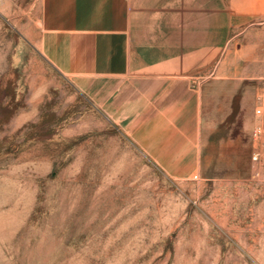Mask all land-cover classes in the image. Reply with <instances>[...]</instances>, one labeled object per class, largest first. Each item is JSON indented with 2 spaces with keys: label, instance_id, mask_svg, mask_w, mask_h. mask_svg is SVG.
I'll return each mask as SVG.
<instances>
[{
  "label": "rangeland",
  "instance_id": "374dc122",
  "mask_svg": "<svg viewBox=\"0 0 264 264\" xmlns=\"http://www.w3.org/2000/svg\"><path fill=\"white\" fill-rule=\"evenodd\" d=\"M21 4L0 0V264H264V19L216 63L247 110L216 120L210 164L177 180L40 56Z\"/></svg>",
  "mask_w": 264,
  "mask_h": 264
},
{
  "label": "crops",
  "instance_id": "0c3cea01",
  "mask_svg": "<svg viewBox=\"0 0 264 264\" xmlns=\"http://www.w3.org/2000/svg\"><path fill=\"white\" fill-rule=\"evenodd\" d=\"M21 1L40 56L169 177L202 174L216 120L249 106L216 63L228 33L264 19V0Z\"/></svg>",
  "mask_w": 264,
  "mask_h": 264
},
{
  "label": "built area",
  "instance_id": "2783aa9c",
  "mask_svg": "<svg viewBox=\"0 0 264 264\" xmlns=\"http://www.w3.org/2000/svg\"><path fill=\"white\" fill-rule=\"evenodd\" d=\"M257 113L260 114L261 111L258 110ZM253 137L255 138V140H264V133H263L262 129L259 127L255 128L253 131ZM261 157H262V153L256 152V153H254L252 159L254 162H258V161L262 160ZM261 168L264 171V159L261 161Z\"/></svg>",
  "mask_w": 264,
  "mask_h": 264
},
{
  "label": "bare ground",
  "instance_id": "6f19581e",
  "mask_svg": "<svg viewBox=\"0 0 264 264\" xmlns=\"http://www.w3.org/2000/svg\"><path fill=\"white\" fill-rule=\"evenodd\" d=\"M28 179V178H27ZM27 181V180H26ZM22 182V181H21ZM3 183V182H2ZM27 183V182H26ZM30 184V183H29ZM63 184V183H62ZM1 185V184H0ZM4 185V184H3ZM17 185V184H16ZM23 185V184H22ZM31 185V184H30ZM30 185H29V187H30ZM65 185V184H64ZM69 186V185H68ZM107 186V185H106ZM105 186V187H106ZM10 188V187H9ZM69 188V187H68ZM12 189V188H11ZM60 189V188H59ZM64 189V188H63ZM67 189V188H66ZM65 190V189H64ZM69 190V189H68ZM20 191V190H19ZM30 192V191H29ZM27 193H28V191H27ZM60 193V192H59ZM58 193V194H59ZM33 194V193H32ZM55 194V193H54ZM57 194V193H56ZM66 194V193H65ZM18 196H19V194H18ZM28 197V196H27ZM25 198V197H24ZM17 199V198H16ZM25 199H27V198H25ZM63 200V199H62ZM63 202V201H62ZM65 202V201H64ZM12 203V202H11ZM18 203V202H17ZM28 203V202H27ZM22 204V203H21ZM17 207V206H16ZM23 208V207H22ZM62 208H63V206H62ZM65 208V207H64ZM23 209H25V208H23ZM10 211H12V210H10ZM58 211V210H57ZM66 212V211H65ZM23 213V212H22ZM25 213V212H24ZM29 215V214H28ZM27 216V215H26ZM25 217V216H24ZM59 217V216H58ZM57 217V218H58ZM23 218V217H22ZM53 218V217H52ZM72 218V217H71ZM100 218V217H99ZM20 219V218H19ZM21 220V219H20ZM46 220V219H45ZM49 220V219H48ZM68 220V219H67ZM43 222V221H42ZM55 222V221H54ZM22 223V222H21ZM52 223V222H51ZM104 223H106V222H104ZM50 224V223H49ZM58 224V223H57ZM19 225V224H18ZM61 225H62V223H61ZM110 225V224H109ZM108 225V226H109ZM16 226V225H15ZM14 226V227H15ZM20 226V225H19ZM40 226V225H39ZM28 227H29V225H28ZM36 227V226H35ZM52 227V226H51ZM60 227V226H59ZM18 228V227H17ZM41 228V227H40ZM100 228V227H99ZM13 229H15V228H13ZM13 229L10 231V232H12L13 231ZM52 229V228H51ZM95 229V228H94ZM97 229V228H96ZM36 230V229H35ZM60 230H61V228H60ZM59 230V231H60ZM98 230V229H97ZM105 230V229H104ZM8 231V230H7ZM45 231V230H44ZM32 232V231H31ZM34 232V231H33ZM43 232V231H42ZM56 232V231H55ZM37 233V232H36ZM44 233V232H43ZM47 233V232H46ZM93 233V232H92ZM47 234H49V233H47ZM100 234H101V232H100ZM15 235V234H14ZM17 235H19V234H17ZM35 235V234H34ZM52 237V236H51ZM100 237V236H99ZM42 238H44V237H42ZM10 240H12V239H10ZM34 240V239H33ZM5 241V240H4ZM26 241V240H25ZM42 241V240H41ZM41 241H40V243H41ZM55 241V240H54ZM16 242V241H15ZM27 242H29V241H27ZM39 243V244H40ZM27 244V243H26ZM99 245V244H98ZM17 246V245H16ZM34 246V245H33ZM39 246V245H38ZM50 247V246H49ZM46 248V247H45ZM103 248V247H102ZM9 249V248H8ZM43 249V248H42ZM35 251H37V250H35ZM9 252V251H8ZM16 254V253H15ZM23 254V253H22ZM40 254H41V252H40ZM20 255V254H19ZM5 257H6V255H5ZM11 260V259H10Z\"/></svg>",
  "mask_w": 264,
  "mask_h": 264
}]
</instances>
